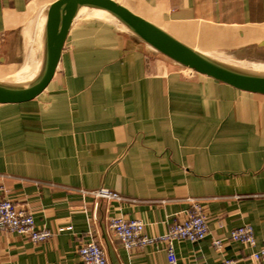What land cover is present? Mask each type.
I'll return each instance as SVG.
<instances>
[{
	"label": "crops",
	"instance_id": "0c3cea01",
	"mask_svg": "<svg viewBox=\"0 0 264 264\" xmlns=\"http://www.w3.org/2000/svg\"><path fill=\"white\" fill-rule=\"evenodd\" d=\"M54 1L0 0L1 80L38 69ZM123 1L202 50L208 38L210 47L264 50V0ZM152 51L111 20L81 13L48 89L0 104V197L52 231L36 243L0 232V264H75L88 230L109 264H167L165 243L125 249L108 220L138 218L156 236L195 200L209 233L174 240L179 264H264L250 256L264 243V96ZM99 189L120 198L95 196ZM242 224L252 226L254 247L229 238Z\"/></svg>",
	"mask_w": 264,
	"mask_h": 264
},
{
	"label": "water",
	"instance_id": "95a60500",
	"mask_svg": "<svg viewBox=\"0 0 264 264\" xmlns=\"http://www.w3.org/2000/svg\"><path fill=\"white\" fill-rule=\"evenodd\" d=\"M89 8L103 10L104 14L100 18L109 19L118 28L132 32L185 68L239 91L264 96V75L237 67L198 49L135 12L123 0H55L48 10L45 61L40 74L23 84L0 80V104L30 102L48 89L57 75L72 21Z\"/></svg>",
	"mask_w": 264,
	"mask_h": 264
},
{
	"label": "built area",
	"instance_id": "2783aa9c",
	"mask_svg": "<svg viewBox=\"0 0 264 264\" xmlns=\"http://www.w3.org/2000/svg\"><path fill=\"white\" fill-rule=\"evenodd\" d=\"M2 187L0 186V192ZM95 196L108 199H119L120 196L113 191L99 189L93 192ZM108 228L121 241L125 249L142 247L155 242L165 243L167 264H179L174 252V240L198 241L209 233L207 218L204 208L199 201H192L186 214L169 223L168 228L162 234L149 236L144 232V222L138 218H128L123 215H115L109 218ZM0 232H13L28 237L32 242L47 240L52 231L45 227L35 225L32 214L17 206L6 197H0ZM89 240L80 241L78 245V261L75 264H109L102 246L94 240L92 232L88 230ZM229 238L249 246L256 244L252 226L242 224L229 231ZM214 248L222 244L220 238L211 240ZM251 258L255 261H264V243L251 252ZM219 264H237L233 259H223Z\"/></svg>",
	"mask_w": 264,
	"mask_h": 264
},
{
	"label": "rangeland",
	"instance_id": "374dc122",
	"mask_svg": "<svg viewBox=\"0 0 264 264\" xmlns=\"http://www.w3.org/2000/svg\"><path fill=\"white\" fill-rule=\"evenodd\" d=\"M91 9L92 8L85 9L82 13L89 12V15L90 14L93 15V12H91L92 11ZM95 17H97V16H95ZM76 18H78V16H76ZM132 35L136 36L133 33H132ZM137 38L139 40H142L139 37H137ZM207 41H210L209 38H208V40H204L205 47L203 50L201 48H198V47L197 48L202 50V51H205L206 53H209L210 55H212V56H214L220 60H223V61L230 63L232 65H235L237 67H240L243 69L248 68L247 70H249L251 66H254L258 71L264 72V50L257 49L254 45L253 46L252 45L247 46V47L244 46V47L230 48V47H227L226 40H222V42H225V43H222L220 41H218V42L212 41L213 45L210 44L212 46V47H210L208 44L209 42H207ZM144 43L148 46V48L153 50L152 52H157V53L161 54L160 52L155 50L153 47H151L146 42H144ZM188 43H190V42H188ZM214 43H216V44H214ZM191 45H193V44H191ZM193 46H195V45H193ZM213 46H214V48H213ZM168 59L170 60V62H174L170 58H168ZM44 61H45V55H43V58L41 59V62L38 65L39 67L36 70H31V71H23L22 70V71H18V72H11V71L9 72L8 71L7 73L5 72V74H7L9 76V78H10L9 80H11V83H16V84L28 83V82L34 80L40 74L42 67L44 66ZM16 75H19V76H16ZM4 80L6 81L7 79H4ZM4 80H2V81H4ZM7 82H9V81H7Z\"/></svg>",
	"mask_w": 264,
	"mask_h": 264
},
{
	"label": "bare ground",
	"instance_id": "6f19581e",
	"mask_svg": "<svg viewBox=\"0 0 264 264\" xmlns=\"http://www.w3.org/2000/svg\"><path fill=\"white\" fill-rule=\"evenodd\" d=\"M92 11L91 12H93V15L94 16H101V15H103L104 14V11L103 10H101V9H99V8H92L91 9ZM83 12V11H82ZM82 12H80L79 14H81ZM248 58V57H247ZM253 63V62H252ZM254 66H251L250 67V69H249V71H252V72H254V73H256V74H260V75H264V72H262V71H258L255 67L253 68ZM188 69V68H187ZM248 69V68H247ZM260 69V68H259ZM190 70V69H189ZM192 71V70H191ZM7 76V75H6ZM5 81V80H4ZM6 81H9V82H11V80H6Z\"/></svg>",
	"mask_w": 264,
	"mask_h": 264
}]
</instances>
